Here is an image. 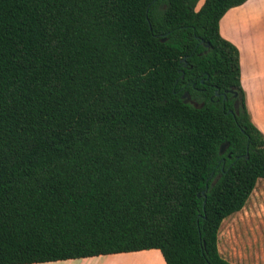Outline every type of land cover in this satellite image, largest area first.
Listing matches in <instances>:
<instances>
[{
  "label": "trees",
  "instance_id": "obj_1",
  "mask_svg": "<svg viewBox=\"0 0 264 264\" xmlns=\"http://www.w3.org/2000/svg\"><path fill=\"white\" fill-rule=\"evenodd\" d=\"M200 1L0 0V264H232L264 134L220 22L249 0Z\"/></svg>",
  "mask_w": 264,
  "mask_h": 264
},
{
  "label": "crops",
  "instance_id": "obj_2",
  "mask_svg": "<svg viewBox=\"0 0 264 264\" xmlns=\"http://www.w3.org/2000/svg\"><path fill=\"white\" fill-rule=\"evenodd\" d=\"M220 32L240 52L241 84L247 107L253 123L264 134V0H249L229 10L220 22ZM128 259H150L153 264H166L159 250L43 264H76V261H80L79 264H119Z\"/></svg>",
  "mask_w": 264,
  "mask_h": 264
},
{
  "label": "rangeland",
  "instance_id": "obj_3",
  "mask_svg": "<svg viewBox=\"0 0 264 264\" xmlns=\"http://www.w3.org/2000/svg\"><path fill=\"white\" fill-rule=\"evenodd\" d=\"M204 1L199 2L197 10ZM219 251L232 264H264V180L258 182L245 208L223 222ZM140 261L153 264L150 259H128L119 264Z\"/></svg>",
  "mask_w": 264,
  "mask_h": 264
},
{
  "label": "flooded vegetation",
  "instance_id": "obj_4",
  "mask_svg": "<svg viewBox=\"0 0 264 264\" xmlns=\"http://www.w3.org/2000/svg\"><path fill=\"white\" fill-rule=\"evenodd\" d=\"M183 61H184V63H183V66H182V71L184 72V71H186L187 69H191V68H189V66H188V64H187L186 59H183ZM182 79H184V75L182 76ZM202 83H204V81H202ZM181 91H183L182 97H183L186 93H188V94L190 95L189 91H186V90H185V87L182 88ZM233 93H235V92L233 91ZM233 93H232L231 91H229V92H225V93H223V94H220L219 91L217 90L215 95H216V98H217L218 101L221 100V99H223L224 102H226V101H228V94H232V95H233ZM236 96H237V94L234 95V97H236ZM190 99H191L192 102H195V100H193V98H192L191 95H190ZM195 103H196V102H195ZM236 106H237V104H236Z\"/></svg>",
  "mask_w": 264,
  "mask_h": 264
},
{
  "label": "water",
  "instance_id": "obj_5",
  "mask_svg": "<svg viewBox=\"0 0 264 264\" xmlns=\"http://www.w3.org/2000/svg\"><path fill=\"white\" fill-rule=\"evenodd\" d=\"M231 92L233 93V91H231ZM182 99H183V101H184L185 104H191V105H193L195 108H200V107H202V106H199L197 103L192 102L191 99H190V95H189L188 93H186V94L182 97ZM236 107H237V106H236ZM227 148H228V145H223V146L221 147V154H224V153L226 152ZM247 158H248V156H247ZM214 185H215V184H214ZM214 185H213V186H214ZM207 190H208V188H207ZM202 196H203L204 198H206V191L203 192ZM199 197H201V196L199 195Z\"/></svg>",
  "mask_w": 264,
  "mask_h": 264
},
{
  "label": "bare ground",
  "instance_id": "obj_6",
  "mask_svg": "<svg viewBox=\"0 0 264 264\" xmlns=\"http://www.w3.org/2000/svg\"><path fill=\"white\" fill-rule=\"evenodd\" d=\"M139 264H151L150 262H147V261H140V262H137Z\"/></svg>",
  "mask_w": 264,
  "mask_h": 264
}]
</instances>
